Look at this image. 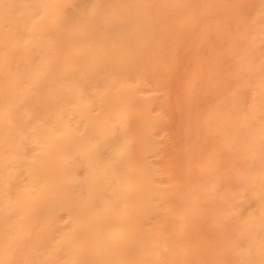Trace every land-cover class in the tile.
<instances>
[{
	"label": "bare ground",
	"instance_id": "1",
	"mask_svg": "<svg viewBox=\"0 0 264 264\" xmlns=\"http://www.w3.org/2000/svg\"><path fill=\"white\" fill-rule=\"evenodd\" d=\"M0 264H264V0H0Z\"/></svg>",
	"mask_w": 264,
	"mask_h": 264
}]
</instances>
